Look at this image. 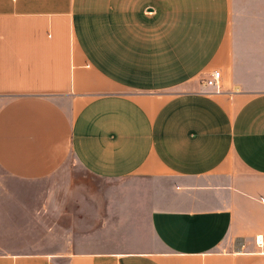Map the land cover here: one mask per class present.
Segmentation results:
<instances>
[{
    "label": "crops",
    "instance_id": "obj_1",
    "mask_svg": "<svg viewBox=\"0 0 264 264\" xmlns=\"http://www.w3.org/2000/svg\"><path fill=\"white\" fill-rule=\"evenodd\" d=\"M0 264H264V0H0Z\"/></svg>",
    "mask_w": 264,
    "mask_h": 264
},
{
    "label": "built area",
    "instance_id": "obj_2",
    "mask_svg": "<svg viewBox=\"0 0 264 264\" xmlns=\"http://www.w3.org/2000/svg\"><path fill=\"white\" fill-rule=\"evenodd\" d=\"M203 84L209 87H212L213 91L220 92L221 83H220V71L215 69L209 75L204 78ZM255 242L257 245L262 244V235L258 234L255 236Z\"/></svg>",
    "mask_w": 264,
    "mask_h": 264
},
{
    "label": "rangeland",
    "instance_id": "obj_3",
    "mask_svg": "<svg viewBox=\"0 0 264 264\" xmlns=\"http://www.w3.org/2000/svg\"><path fill=\"white\" fill-rule=\"evenodd\" d=\"M78 176L81 181H84V182L87 181V182H90L91 184L96 183V179L90 176L88 173H85L82 169L78 170Z\"/></svg>",
    "mask_w": 264,
    "mask_h": 264
}]
</instances>
